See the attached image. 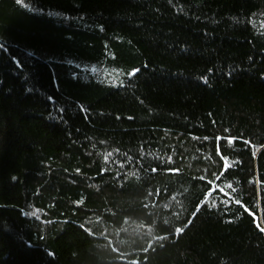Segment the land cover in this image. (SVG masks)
<instances>
[{
	"label": "trees",
	"instance_id": "trees-1",
	"mask_svg": "<svg viewBox=\"0 0 264 264\" xmlns=\"http://www.w3.org/2000/svg\"><path fill=\"white\" fill-rule=\"evenodd\" d=\"M0 264H264V0H0Z\"/></svg>",
	"mask_w": 264,
	"mask_h": 264
}]
</instances>
